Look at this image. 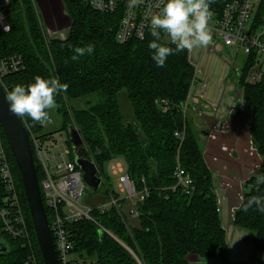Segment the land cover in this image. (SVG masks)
Masks as SVG:
<instances>
[{"label": "trees", "instance_id": "16d2710c", "mask_svg": "<svg viewBox=\"0 0 264 264\" xmlns=\"http://www.w3.org/2000/svg\"><path fill=\"white\" fill-rule=\"evenodd\" d=\"M229 1L212 0V15L219 17ZM61 2H65L64 10L72 24L64 40H49L33 1L11 0L5 10L9 31L0 30V61L20 57L23 69L3 77L1 84L8 92L16 84L33 83L37 75L67 84V91L56 96L55 110L66 132L70 126L80 131L85 158L98 166L100 175L104 169L107 174L105 164L112 157H119L137 187L141 188L144 180L149 190L148 197L138 204L136 225L114 209L93 213L112 236L105 233L100 239L98 228L88 221L70 225L72 254L87 264H190L193 258L222 259L226 238L217 212L213 177L203 160L198 132L183 112L195 74L188 52L174 53L164 67H158L152 59L154 50L149 48L155 39L151 30L144 41L121 45L115 38L119 16L96 12L82 0ZM263 9L264 0L258 8L255 26L261 21ZM165 37L162 32L157 43L175 49ZM87 45H93L94 51L73 61L74 48ZM254 62L255 56L247 57L239 88L251 116V144L261 162L246 183L233 224L248 234L246 240L257 252L264 254V213L255 206L248 212L242 209L250 196L264 195V184H256L257 176L264 175V72L259 81L246 82ZM120 100L130 104V120L124 116ZM76 102L83 103V108L76 106ZM164 102L166 112H162ZM20 118L31 132H41L42 128L30 118ZM177 162L193 180L195 190L190 196L168 190L174 185ZM36 174L39 183L43 174L37 166ZM16 186L34 252L40 258L19 176ZM103 194L116 197L109 184ZM122 204L126 206L125 202ZM3 234L0 225V241L8 247L7 253H0V264H25L29 250Z\"/></svg>", "mask_w": 264, "mask_h": 264}, {"label": "built area", "instance_id": "2783aa9c", "mask_svg": "<svg viewBox=\"0 0 264 264\" xmlns=\"http://www.w3.org/2000/svg\"><path fill=\"white\" fill-rule=\"evenodd\" d=\"M10 2L11 0H0V30L4 32L9 31L5 10ZM85 2L96 12L119 16L115 38L116 42L122 45L130 41H144L146 39L148 32L151 30L150 17L160 10L164 0H143L141 4L132 8L128 7L129 0H85ZM261 2L262 0H230L219 17L215 18L212 15V25L209 26L213 38L212 43L207 47L199 48L200 53L224 55L226 48H236L246 57L255 56V62L249 68L248 73L257 68L262 70L264 64V9L260 23L255 26V17ZM69 29L48 30L47 34L44 35L49 40H64ZM168 41L171 43L169 37ZM194 50L195 48L190 51L186 50L191 60ZM193 65L195 74L192 88L198 84V76L201 74L199 60L197 62L193 61ZM22 69L23 63L20 57L12 56L0 61V83L6 75L16 73ZM236 71L238 77H240L241 73L238 70ZM197 88L201 87L198 86ZM189 98L190 95L187 102ZM235 99L240 100L239 105L237 107L231 106L228 112L229 115L235 109L248 110L244 104L241 90L237 92ZM187 102L183 107L184 113L188 108ZM192 102L196 108L199 99L195 97ZM166 110L167 103L164 102L162 112H166ZM22 122L28 133L35 165L40 168L43 174L39 187L47 217H49V227L58 264H87L86 261L77 259L72 254L73 241L71 240L69 226L84 220L96 225L99 232L112 236L98 223L93 213L95 211L107 213L114 209L121 217H124V205L122 203L125 202L126 206L129 207L127 216L135 220L138 217V204L148 197L149 190L144 186V180H141L142 187L138 188L130 177L124 160L114 158L107 164L106 173L117 180V185L113 189L116 197L112 195L107 202L95 206L87 202L83 203L82 199L87 186L83 181L81 171L70 159L73 157L67 141L59 143L49 134L33 133L26 122L24 120ZM36 124L40 127L44 124L52 125L53 119L50 117L49 122ZM229 131L230 128L226 123L218 122L208 129L207 136L210 140H215L218 134H226ZM177 135L180 138L183 136L181 134ZM8 156L4 138L0 132V184L3 187V195L0 197L1 230L7 237L20 241L29 250L30 253L25 264H38L33 249L31 231L20 201ZM173 179L174 185L168 189L170 192H180L185 196H190L194 192L193 180L179 162H177L174 169ZM242 196L243 194L240 195V201H242ZM219 211L218 207L217 212L219 213ZM233 217L234 212L232 213Z\"/></svg>", "mask_w": 264, "mask_h": 264}, {"label": "crops", "instance_id": "0c3cea01", "mask_svg": "<svg viewBox=\"0 0 264 264\" xmlns=\"http://www.w3.org/2000/svg\"><path fill=\"white\" fill-rule=\"evenodd\" d=\"M33 1L40 22L48 30H56L51 29L49 25L56 26L64 17L61 0ZM198 60L201 74L198 76V84L190 91L187 107L192 112L190 115L194 120L193 126L198 132L203 160L213 177L220 209L218 214L225 232L226 253L222 259L215 261L193 258L190 264H264V254L254 249V246L246 240L248 234L234 226L232 218V213L241 202L238 193L240 195L244 193L254 166L252 153L254 148L249 134L250 112L235 109L231 115L228 114L231 106L237 107L240 102L239 99H235L238 91L232 85V77L234 75L235 78L238 77L236 70L242 76L243 67L235 68L232 59L226 56L225 51L224 55L207 52L201 54L199 48H195L192 61ZM198 86L201 88L198 89ZM195 97L199 99L196 108L192 102ZM213 105L215 107H212ZM218 122L226 123L230 131L226 134H218L215 140H210L207 131Z\"/></svg>", "mask_w": 264, "mask_h": 264}, {"label": "clouds", "instance_id": "9594fccd", "mask_svg": "<svg viewBox=\"0 0 264 264\" xmlns=\"http://www.w3.org/2000/svg\"><path fill=\"white\" fill-rule=\"evenodd\" d=\"M142 2L143 0H129L128 7H135ZM211 3L212 0H164L160 10L150 17L151 35L155 39L150 42L149 48L154 50L152 59L158 67H164L167 58L174 53L207 47L212 43L209 27L212 19ZM162 32L170 38L175 49L157 43L161 40ZM93 51V45L75 47V54L71 59L76 61ZM67 88V84L60 83L56 78L45 79L37 75L33 83L26 86L16 84L7 92L9 111L17 117H28L35 123L44 124L50 120V110L58 107L56 96L66 92ZM256 184H264V175L257 176ZM254 206L256 210L264 213V195L250 196L246 203L242 204V209L248 212Z\"/></svg>", "mask_w": 264, "mask_h": 264}, {"label": "water", "instance_id": "95a60500", "mask_svg": "<svg viewBox=\"0 0 264 264\" xmlns=\"http://www.w3.org/2000/svg\"><path fill=\"white\" fill-rule=\"evenodd\" d=\"M6 94V90L0 83V127L20 177L42 263L58 264L28 133L22 119L9 111ZM67 135L74 164L81 171L84 183L87 188L94 192L98 191L102 178L99 176L98 166L84 156V141L80 131L70 126L67 129ZM99 236L103 239L104 234L99 232ZM7 251V244L0 241V253L5 254Z\"/></svg>", "mask_w": 264, "mask_h": 264}, {"label": "rangeland", "instance_id": "374dc122", "mask_svg": "<svg viewBox=\"0 0 264 264\" xmlns=\"http://www.w3.org/2000/svg\"><path fill=\"white\" fill-rule=\"evenodd\" d=\"M82 1L85 2V0H82ZM33 4H34V1H33ZM62 5L64 6V9H65V7H66L65 2H63ZM71 24L72 23H71V21H70V19L68 17V14L64 10V17H63L62 20H60L58 22V24H57L58 26L57 25L56 26L55 25H49V26H50L51 29L67 30V28H70ZM41 25H42V28L44 27L43 28L44 34H47L48 28L46 26H44V24H42V23H41ZM211 25H212V19L209 22V26H211ZM164 40L165 41H168V37H165ZM225 54H226V56H228V57H230L232 59V61L234 63L233 65H234L235 68H240L241 69V67L244 66V64L246 62V59H247V57L245 55H243L240 51H238L236 48H226L225 49ZM263 63H264V60H263ZM263 72H264V64H263L262 70H260L259 68H257L255 70L250 71L248 73L246 82L247 83H255V82L259 81L260 80V77H261V74ZM235 77H236L235 75H234V77H232L233 78L232 85H233V87L235 88L236 91H239V81H240L241 76L240 77H237V78H235ZM120 105H121V108H122V111H123V114H124L126 120H130L132 118L130 104L127 101H125V100H120ZM76 106H79L80 108H83L84 104L83 103L81 104V102H76ZM187 106H188V104H187ZM191 113L192 112L187 108L186 109L187 119H188L189 122L194 123L193 122L194 121L193 120V117H192V115H190ZM49 116L53 119V124L52 125L44 124L41 127L42 128L41 132H38L37 134H49L54 139H56V141L59 142V143L60 142L67 141L68 140L67 132H66V130L63 129L61 118L58 115V113L56 112V110L55 109L50 110ZM0 132H1V135H3V138H4V134L2 132L1 127H0ZM4 144H5L6 150H7L8 155H9L8 156V158H9V164L11 166V169H12V172H13V176H14V179H15V182H16L19 174H18V171H17L16 167H15L16 170L14 169L15 164H14L13 158H12V156L10 154V151H9V148H8V145L6 143L5 138H4ZM69 148H70V145H69ZM253 150H252V153H253V156H254V166H253V174H254L256 172V170H257V167H259L261 161H260L259 157L257 156L256 152L253 151ZM114 158H119V157H115L114 156V157H112L110 159V161H112ZM70 159L73 160V158H70ZM109 162H107L105 164V167L107 166V164ZM100 176L103 177L102 178L103 182H102L99 190L96 191V192H94L93 190L87 188L86 189V192L84 193L83 199H82V202L83 203H86L87 202L88 204H91V205H94L95 206V205H97L99 203L107 202L112 197V194H108V195L105 196L103 194V191H104V188H106V185H108V184H109V186H111L114 189L116 187V185H117V182H116L117 180L114 179L113 177L109 176V175L107 176V174H105V169L100 174ZM19 179H20V177H19ZM40 183H41V180L39 181V184ZM17 186H19L18 181H17ZM18 193H19V191H18ZM238 194H239L238 199L240 201V193H238ZM128 210H129V207L128 206H125L124 209H123V212L125 213V216L127 218V221L129 223H131L132 225H136L137 224V222H136L137 220L136 219L135 220L134 219H131L130 217L127 216V211ZM4 237H5V235H4ZM37 259H38V264H40L41 256H40V258L38 257ZM41 262H42V260H41Z\"/></svg>", "mask_w": 264, "mask_h": 264}]
</instances>
